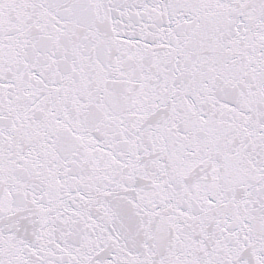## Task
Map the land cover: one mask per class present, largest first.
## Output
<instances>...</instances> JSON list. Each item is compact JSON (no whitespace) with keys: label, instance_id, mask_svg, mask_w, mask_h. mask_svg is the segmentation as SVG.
Returning <instances> with one entry per match:
<instances>
[{"label":"snow or ice","instance_id":"1","mask_svg":"<svg viewBox=\"0 0 264 264\" xmlns=\"http://www.w3.org/2000/svg\"><path fill=\"white\" fill-rule=\"evenodd\" d=\"M0 264H264V0H0Z\"/></svg>","mask_w":264,"mask_h":264}]
</instances>
